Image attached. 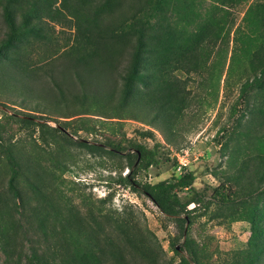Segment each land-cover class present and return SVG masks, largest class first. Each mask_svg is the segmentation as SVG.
<instances>
[{"label":"trees","instance_id":"1","mask_svg":"<svg viewBox=\"0 0 264 264\" xmlns=\"http://www.w3.org/2000/svg\"><path fill=\"white\" fill-rule=\"evenodd\" d=\"M58 1L0 0L1 18L10 29L16 26L17 11H21L22 27L41 23L43 16L54 22L64 21L75 28L71 47L81 49L84 55L80 61L100 70L104 80L101 84L112 83L105 78L115 79L118 74L124 80L122 97L125 101L140 102L145 96L153 95L152 102L155 98L162 101L156 114L163 111V117L175 119L190 105L183 95L185 86H180L175 72L186 70L190 74L198 68L204 71L216 42L222 38L223 45H228L233 39L236 47L229 59L228 76L232 83H238L252 72L254 77L243 81L240 93L246 97L252 89H262L252 111L264 123V0H61L60 7ZM249 2L237 23L231 9ZM10 42L0 44V57ZM225 45L219 48L209 66L211 74L205 79L210 87L208 93L215 97L228 60ZM1 105L7 107L5 103ZM5 117L26 126H41L43 131L52 129L82 146L105 147L82 138L74 140L60 124L50 128L40 120L46 116L15 110L6 112ZM242 120H234L233 132L243 128ZM253 122L237 134H233L230 126L217 132L223 153L229 155V164L238 163V168L224 178L213 170L220 178L219 184H206L201 188L195 185L197 175L190 164L176 172L178 160L170 156L154 132H142L145 138L154 140L152 146L136 140H130L128 146L108 142L111 150L117 154L126 152L129 159V172L114 181L150 199L179 228L171 242L175 257L158 260V254L150 251L147 257L152 264H217L209 244L192 235L196 218L208 215L213 204L222 210L215 214L218 218L231 223L245 221L251 231L246 248L236 252L230 264H264V129H253ZM10 142L7 143L0 132V155L10 172L9 187L17 196L11 207L0 203V246L4 254L7 257L15 254L12 247L15 232L24 238L29 235L28 224L24 222L26 217L31 227L34 221L43 232V236L35 234L37 239L29 240L31 244L28 242L24 251L27 264H105L97 251L103 241L95 235L94 227L100 223L98 217L90 210V221L82 220L74 205L62 208L64 202L57 205L47 193H36L34 203L30 204L22 192L21 178L25 175L28 184L35 188V171L25 173L21 158ZM248 149L252 150L251 155ZM191 152H194L192 147ZM163 164L172 168L170 176L156 181L140 180L141 173ZM113 218L123 227L121 235L128 239L130 230L124 226L126 221L117 216H111V220ZM55 232H59L61 238L52 241ZM180 239L184 241L178 248ZM109 242L111 254L116 256L114 264H127L120 254L121 246L112 247Z\"/></svg>","mask_w":264,"mask_h":264},{"label":"rangeland","instance_id":"2","mask_svg":"<svg viewBox=\"0 0 264 264\" xmlns=\"http://www.w3.org/2000/svg\"><path fill=\"white\" fill-rule=\"evenodd\" d=\"M250 2L231 9L237 23ZM60 3L61 0L57 4L59 7ZM1 9L2 6L0 44L8 40L11 42L4 47V55L0 57V132L7 143L12 142L25 173L35 171V188L28 184L25 175L21 178L25 198H29L32 204L36 193H47L57 205L64 202L62 208L74 205L79 209L82 220L88 222L91 210L100 220L94 228L95 235L103 240L97 251L105 264H114L116 257L111 254L109 241L112 247L121 246L120 254L127 264H152L147 257L150 251L158 254V260L175 257L171 242L172 236L179 233V228L150 199L114 181L129 172V159L126 152L117 154L111 150L108 142L128 146L130 140H136L152 146L154 140L142 135V132L151 131L166 146L172 158L173 154L192 147L194 152L190 150L189 166L197 175L195 185L198 188L206 184H219L220 178L213 170L223 178L227 173L236 171L238 163L229 164V155L223 153L217 132L229 126L233 132L237 118H243V128H238L233 134L246 129V125L252 121L253 129H264V123L252 111L258 92L262 89H252L246 97L240 93L243 81L254 77L252 72L249 71L238 83H232L228 76L229 59L236 47L233 39L228 45L224 44L228 50V60L217 97L208 93L210 87L205 79L211 74L209 66L217 57L219 48L224 47L222 38L214 45L204 71L198 68L190 74L186 70L175 72L180 86H185L183 95L190 102L182 116L175 119L163 117V111V114H156L162 101L155 98L152 102L153 95L145 96L140 102L125 101L122 97L124 80L118 74L115 79L104 77L105 81L112 80V83L101 84L104 80L100 70L80 61L79 58L84 55L81 49L71 47L74 27L64 21L54 22L47 16H43V21L37 25L34 22L31 27H22L21 11H17L16 26L11 30L1 18ZM106 84L109 85L106 87ZM1 103L7 104V107ZM15 110L46 116L40 120L50 128L60 124L74 140L82 138L91 143L99 142L105 147L82 146L52 129L45 128L43 131L41 126H26L8 120L6 112ZM248 152L252 154V150L248 149ZM248 158L254 160L252 156ZM171 173L172 168L163 164L151 167L148 173H141L139 178L156 181ZM9 177L8 165L0 155V203L11 207L17 196L9 187ZM221 211L213 204L208 215L196 218L192 235L198 241L209 244L217 264H230L235 253L246 248L251 231L245 221L231 223L218 218L215 214ZM26 215H29L28 211ZM111 216L126 221L124 226L130 230L128 239L121 235L123 227L114 218L111 220ZM25 218L29 235L24 238L22 234L21 237L14 233L12 247L15 254L12 257H7L0 246V264H27L24 251H27L29 240L37 239L35 234L43 236L34 221L31 227ZM55 234L52 241L61 238L59 232ZM183 241L180 239L177 245Z\"/></svg>","mask_w":264,"mask_h":264},{"label":"built area","instance_id":"3","mask_svg":"<svg viewBox=\"0 0 264 264\" xmlns=\"http://www.w3.org/2000/svg\"><path fill=\"white\" fill-rule=\"evenodd\" d=\"M191 148L187 150H182L178 153L173 154V156L178 160V166L176 168V172L181 171L184 167L188 166L190 163L189 154Z\"/></svg>","mask_w":264,"mask_h":264},{"label":"water","instance_id":"4","mask_svg":"<svg viewBox=\"0 0 264 264\" xmlns=\"http://www.w3.org/2000/svg\"><path fill=\"white\" fill-rule=\"evenodd\" d=\"M178 248H180V246H177Z\"/></svg>","mask_w":264,"mask_h":264}]
</instances>
